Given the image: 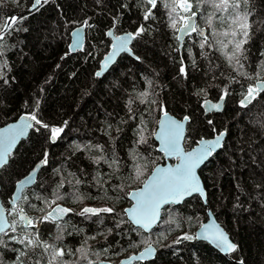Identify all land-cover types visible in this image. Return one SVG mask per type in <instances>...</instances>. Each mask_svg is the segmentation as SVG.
Here are the masks:
<instances>
[{"label":"trees","instance_id":"trees-1","mask_svg":"<svg viewBox=\"0 0 264 264\" xmlns=\"http://www.w3.org/2000/svg\"><path fill=\"white\" fill-rule=\"evenodd\" d=\"M32 2L0 0V24L5 17H26L17 23V30L0 41V126L23 112H35L44 123L63 126L64 131L53 142L48 129L40 125L32 128L0 169L3 203L12 207L9 200L16 181L47 153L48 163L34 186L24 190L18 207L32 217L41 216L44 213L37 209L50 210L44 200H51L54 190L64 194L57 203L71 205L74 212L59 221L63 227L61 246L75 250L87 239L90 260L109 258L113 264L151 243L158 249L156 256L133 264H264V93L247 107L237 104L257 73L264 78V0L251 2L250 10L254 11L250 19L256 23L245 45L247 59L241 61L244 67L240 71L252 75L253 80L234 71L218 46L201 49V38L196 34L184 40L180 53L163 0L149 21L143 20L137 0H49L38 11L29 12ZM117 15L120 19L113 27ZM84 20L92 25L85 26V45L66 56L70 31ZM142 23L148 31L132 44L139 59L124 54L106 74L96 77L98 63L110 46L106 31L135 32ZM198 23L207 29L203 20L198 19ZM215 39L210 37L213 42ZM181 58L186 76L180 73ZM225 88L230 94L225 96L223 111L205 114L203 101L220 98ZM163 108L178 117H190L186 148L223 129L227 130L226 138L223 147L200 169L207 204L193 195L181 204L165 206L160 223L144 232L131 224L124 209L130 204L128 193L141 186L164 158L153 139ZM141 137L146 142L141 143ZM95 145H102L103 151L89 147ZM100 156L105 159L95 163ZM137 168L143 172L138 179ZM76 179L82 183L75 185ZM61 183L63 187L58 188ZM76 189L97 199L73 202L69 194ZM105 193L109 198H99ZM85 205L112 207L114 212L101 218L77 215ZM208 208L238 246L229 255L198 239L175 243L177 237L195 231L206 219ZM38 227L45 240L57 234L56 224L46 222ZM12 235H19V231L0 236L4 241L0 244L2 264L17 261L15 249L23 247L9 239ZM40 251L29 250L20 259L24 264H35L43 259ZM78 255L64 259L74 261Z\"/></svg>","mask_w":264,"mask_h":264},{"label":"snow or ice","instance_id":"snow-or-ice-1","mask_svg":"<svg viewBox=\"0 0 264 264\" xmlns=\"http://www.w3.org/2000/svg\"><path fill=\"white\" fill-rule=\"evenodd\" d=\"M49 0H33L29 12L38 11L43 4H47ZM101 0H97L100 3ZM252 0H163V6L168 9L169 27L174 29L176 32L182 35L175 36V39L183 44L184 37L194 33L201 38L199 47L204 49L205 47L211 49L217 47L218 51H221L222 55L227 60L229 66H233V70L239 75L244 76L245 79L253 80V76L240 71L244 65L241 62L242 58L247 59L245 55L247 49L245 45L248 44L252 37L253 26L256 23L250 18L253 15L254 9L250 10ZM138 6L143 10V20L149 21L155 18L154 10L158 9L161 0H137ZM127 7V5H123ZM26 17H5L3 23L0 24V41H3L5 34H11V31L17 30L16 25ZM119 15L113 17V27L119 22ZM201 19L207 25L208 35H205V29H202L197 20ZM219 24V27L217 26ZM179 25V27H177ZM92 27L88 23V20L83 21V25L76 28L73 33V43L69 45V52L65 53L67 56L70 52L75 51L78 48L83 49V43L81 39V33L84 27ZM221 28L223 29L221 31ZM148 28L142 23L136 29L135 32L126 33L123 36H116L115 43L112 45L113 51H111L102 61L101 68L95 72V76L99 77L103 71L107 69L108 65L114 60L118 52L125 51L131 52L128 47L132 39L143 35ZM107 35L112 36L113 32L109 30ZM210 37H215L213 41ZM264 55V53H262ZM64 57H61L63 59ZM139 59V57H136ZM195 66V61H192ZM264 65V62H262ZM6 66V64H5ZM59 67V65L57 66ZM180 73L187 75L186 67L184 66L183 58H181ZM235 80V77L232 78ZM201 91H205L201 89ZM264 93V78H261L259 73L256 74L254 83L247 85L246 89L242 93V99L239 101L241 107H247L257 97ZM229 91L225 88L223 95L220 96V101L224 100V97L229 95ZM142 96L147 93H141ZM132 101H129L131 104ZM204 105L207 106V111H219L222 107L221 103H212L205 99ZM131 111V109H130ZM21 123L11 124L7 128L0 129V168H3L9 160L11 150L17 143V141L26 135L27 130L33 127L31 122H35V125H40L44 129H48L50 132V140L55 142L60 134L64 131L63 126H51L44 123L42 119L38 118L35 112L30 113L27 116L20 118ZM189 116H184L183 121L172 119L168 116V113L164 112V119L160 121L161 131L159 139L162 142L161 151L168 156H175L180 162L174 167L169 168H156L154 174L148 181L144 182V187L137 189L135 192L128 193L133 198L135 203L127 209H124V214L128 216V220L137 225L140 229L150 230L153 225L157 222L160 217L161 207L165 204H175L184 200L185 197L191 196L193 193H199L201 196L205 195L203 188L201 187L199 178L196 175V168L199 164L208 156H211L217 148L221 147L222 139L226 135V131L217 133L212 140H202L198 142L200 147L191 151H185L181 146L182 140L185 139L184 123L189 121ZM65 125L67 121L64 122ZM209 124L212 121L208 122ZM39 131V128L35 129ZM215 131V130H214ZM141 143L146 142L143 137L140 140ZM95 147L99 151H103L102 145L89 146ZM105 157L100 156L94 159L95 163H99ZM116 162L115 160L113 161ZM48 163L47 153L44 158L36 165L33 170V174H30L24 180L19 182L18 187L30 184L35 179L34 173ZM143 172L140 168L136 170V178L138 179ZM75 176V174H71ZM82 183L79 179L75 180V185ZM63 187V183L58 185V188ZM73 199V202L82 203L87 199H97L92 197L90 194L81 193L76 189L73 193L69 194ZM53 198L51 200L45 199L44 203L49 207V211L45 213L43 207L37 210L44 213L41 216L30 217L28 216L22 207H10L7 210L3 204H0V234L8 235L9 232L17 233L19 235L9 236L10 240L17 241L18 244L22 245V249H15L18 252L17 261L13 264H24V261L20 259L22 256H27L28 251L35 253L36 249H40V257L35 264H104L103 261H93L89 259L90 249L87 246V239L81 244V246L75 250L71 248H65L61 246L63 241V227L59 223L63 217L69 213L74 212V209L64 207L57 201L64 199V194L59 193L58 190H54L52 193ZM13 198V204L16 199ZM27 199V197H23ZM101 199H107V194ZM39 199V197H37ZM53 205H55L53 207ZM36 208V205H30ZM7 211V215L5 212ZM114 208L112 207H94L85 205L80 209L77 215L84 216L85 218H91L97 216L101 218L102 214L113 213ZM9 216L12 217L9 219ZM18 216V219L16 218ZM56 224L57 234L50 236L48 240L42 238L39 231V224L43 223ZM124 222V221H122ZM175 222V221H173ZM119 227V225H117ZM179 227V223H176ZM203 232L199 233L198 236L211 240L218 248L226 253H231L237 250V245L228 237V234L224 229L211 222L201 226ZM32 229V231H28ZM111 232V229H109ZM194 237L185 233L181 237H177L175 243H179L181 240L193 239ZM94 239V237H90ZM51 241V242H49ZM0 244H4L2 238H0ZM6 246V245H5ZM135 246V245H130ZM105 252L108 249L104 250ZM155 249L151 244L144 249L141 253L140 258L143 259L145 254H151ZM74 261L65 260V256H77ZM99 257V253H94ZM129 259H132L131 257ZM2 264V261H0ZM123 264V262H122ZM243 264V262H241Z\"/></svg>","mask_w":264,"mask_h":264},{"label":"water","instance_id":"water-1","mask_svg":"<svg viewBox=\"0 0 264 264\" xmlns=\"http://www.w3.org/2000/svg\"><path fill=\"white\" fill-rule=\"evenodd\" d=\"M30 7H31V6H29V8H30ZM29 8H28V11H29ZM82 25H83V24L77 25V26H75L74 28L71 29V31H70L69 45L73 43V39H74L73 36H72L73 31H74L76 28L81 27ZM201 28H202V29H205V35H207V29H206L205 27H201ZM109 30H111V31L113 32V35H112V36H109V35H108V36L112 39L111 46H110V49L108 50V52L103 56V58H102V60H101V62H100V67L98 68L97 71L100 70V68H101V63H102V61L104 60V58H105V57H106L111 51H113V49H112V45H113V43L116 42V41H115V37H116V36H123V35H125L126 33L133 32V31H131V30H128V31H124V32H122V33H120V34H116V33H114L113 28H110ZM109 30H108V31H109ZM177 35H182V34L177 32ZM85 37H86V27L83 28V32L81 33V39H82L83 47H84V45H85V40H86ZM186 37H187V36L184 37V40L186 39ZM133 40H134V39H132L131 42H130L129 45H128V47L131 49V52H125V51H120V52H118V54L116 55V57L114 58V60H112V62L108 65L107 69H105V70L103 71L102 75L99 76L100 78H101L104 74H106V73L108 72V70H109V69H110V68H111V67L117 62V60H118L119 57L122 55V53H129V54H131L132 56H134L135 58L138 57V56L134 53V51L132 50V47H131V43H132ZM183 42H184V41H183ZM69 45H68V46H69ZM182 48H183V44L180 43V45H179V50L182 51ZM79 50H81V49L77 47V49H76L75 51H72V52H70V53H74V52H77V51H79ZM97 71H96V72H97ZM207 100L211 101L212 103H218V102H219V103H221L222 107H221V109H220L219 111H207V110H206V109H207V106L204 105V101H203L202 106H203V110H204V113H205V114H209V113H219V112H222V111H223V109H224V104H225V97H224V100H223V101H220V98H218V99H216V100H213V99H207ZM165 111L168 113V116H169L170 118L175 119V120H179V121H183V117H184V116H183V117H178L177 115L173 114V113L170 112L169 110H166L165 108H163V109L161 110V112H160V114H159V117H158V121H157L156 127H155V131H154V134H153V139H154V141H155V143H156V149H157V151L160 152V153H162L163 156H164V158H163V160H162L161 162L157 163V164L152 168V170H151L150 173L148 174V176H147V178L145 179V181H148V180L150 179V177L153 176V174H154V170H155L156 168H158V167H159V168H169V167H174L175 165H177V164L180 162L175 156H168V155H166L163 151L160 150L161 147H162V142H161V140L159 139V134H160V131H161V124H160V121L164 119V112H165ZM29 114H30V112H23V113H21V114H20L17 118H15L14 120H12V121H10V122L4 124V125H1V126H0V129L7 128V127H8L9 125H11V124H19V123H21L20 118H21L22 116H27V115H29ZM188 122H189V121H187V122L184 123V133H183V135H184L185 139H186V132H187V124H188ZM31 123L33 124V127H34V126H35V122L33 121V122H31ZM33 127H32V128H33ZM32 128H29V129L27 130L26 135L23 136V137H21V138L17 141V143L15 144V146H14V147L12 148V150H11V154L17 149V147L19 146V144L29 136V134H30ZM222 131H225V129L221 130L220 132H222ZM217 133H219V132H217ZM217 133H215L214 135L209 136V137H202V138L198 139L197 142H196L192 147H190V148H186V147H185V145H184L185 139H184V140H182V142H181V146L184 148L185 151H191V150H193V149H196V148L200 147V144H199L198 142H200V141H202V140H212V139L215 138V136L217 135ZM225 138H226V135H225V136L223 137V139H222V142H221L222 146L219 147V148H217L216 151H215L211 156H208L207 158H205V159L199 164V166L196 168V175H197V177L199 178V181H200L201 187L203 188V191H204V194H205V195L201 196L199 193H193L191 196H193V195H199V196L202 198V200H203V202H204L205 204H207V199H206V198H207V191H206V187H205L204 181H203V179H202V177H201V175H200V169L202 168V166H203V165H204V164H205V163H206V162H207V161H208V160H209V159H210V158H211L216 152H218V151L223 147V143H224V141H225ZM9 160H10V157H9ZM9 160H8V162H9ZM41 160H42V159L36 161V162L34 163V165L30 168V170H29L26 174H24L23 176H21V177L16 181L15 186H14V189H13V192H12V195H11V198H10V200H9V205H10V206H15V207H16L17 204H18V201L20 200V198H21L22 195H23L24 190L27 189V188H31L32 186H34V184L36 183V180H37L38 174H39L40 170L42 169V167H41L40 169H38V170L35 171V173H34L35 179L33 180L32 183L23 186V188L18 187L19 182H20L21 180H24V179H25L26 177H28L30 174H33V170L36 168V165H37ZM173 160H174V161H173ZM0 169H1V168H0ZM145 181H144V182H145ZM144 182L141 184V186H139L138 188L132 189L129 193L135 192L137 189L143 188V187H144ZM191 196H187V197H185L184 200H186L187 198H189V197H191ZM14 197H20V198H19V199H16V200H15V203L13 204V198H14ZM128 199L131 201V203H130V205L126 206L125 209L130 208V207L135 203V201L133 200V198H132L131 196H129V195H128ZM184 200L181 201V202H179V203H175L174 205L181 204L182 202H184ZM0 204H3V205L5 206V209H6V210L8 209L7 206L3 203L2 199H1V196H0ZM59 204H61V205L64 206V207H68V208H70V207H69L67 204H65V203H59ZM168 205H171V204H165V205H163V206L161 207L160 217H159V219L157 220V222L153 225V227H152L150 230H144V229H142L144 232H150L152 229H154V228L160 223L161 218H162V210H163V208H164L165 206H168ZM53 207H54V206H53ZM23 209H24V208H23ZM24 211H25V209H24ZM25 213H26L28 216H30L28 212L25 211ZM5 214L7 215V211L5 212ZM69 214H71V213H69ZM69 214L65 215L63 218H65V217L68 216ZM206 215H207V216H206V219H205V220H204V221H203V222H202V223H201V224L195 229L194 233H191V234L189 233L190 236L194 237V238L191 239V240L198 239V240L206 241V242H208V243H209L214 249H216L218 252H220V253H222V254H224V255H229L230 253H226V252L222 251V250H221L220 248H218L214 243H212L211 240L204 239V238L198 236L199 233L203 232V229H202V227H201L202 225H204V224H209V223H211V222H215L216 224L220 225V226L224 229V231L228 234V237H229V239L231 240V242H233V243L236 244V242L232 239V237H231V235L229 234V232L225 229V227H224V226L221 224V222L217 219V217L215 216L214 212H213L210 208L207 209V211H206ZM126 216H127V215H126ZM30 217H32V216H30ZM127 218H128V216H127ZM131 224H133V223H131ZM133 225H134L135 227H138V226L135 225V224H133ZM0 236H1V234H0ZM181 236H183V235H181ZM181 236H180V237H181ZM151 245H152V247L155 249V251L152 252L151 254H145V257H144L143 259L140 258L141 253L144 252V249H145L148 245L145 246V247H143L142 249H140V250L137 251V252H133V253H131L130 255L124 256L123 258H121V260L119 261V263L122 264V262H123V264H133L134 262H143V261H148V260L153 259V258L156 256V254H157V250H158V249H157V247H156L154 244H151ZM236 245H237V244H236ZM231 253H232V252H231ZM130 257H131L132 259H129ZM101 261H103L104 264H113V263H112L111 261H109V260H101Z\"/></svg>","mask_w":264,"mask_h":264},{"label":"flooded vegetation","instance_id":"flooded-vegetation-1","mask_svg":"<svg viewBox=\"0 0 264 264\" xmlns=\"http://www.w3.org/2000/svg\"><path fill=\"white\" fill-rule=\"evenodd\" d=\"M197 23H198V20H197ZM199 24V23H198ZM199 26H202V25H200L199 24ZM177 27H179V25H177ZM109 30V29H108ZM108 30L106 31V36L107 37H109L108 35H107V32H108ZM116 34H118V33H116ZM120 34V33H119ZM195 34L193 33L192 34V36H194ZM87 36V35H86ZM175 36H177V32H176V34H175ZM188 37V36H187ZM186 37V38H187ZM86 38V37H85ZM110 38V37H109ZM135 39V38H134ZM134 41V40H133ZM133 41H132V43H131V47H132V44H133ZM85 42H86V40H85ZM111 42H112V39L110 38V46H111ZM179 45H180V42H178V49H179ZM110 46H109V49H110ZM108 49V50H109ZM108 50H107V52H108ZM132 50H133V47H132ZM134 51V50H133ZM180 51V50H179ZM106 52V53H107ZM106 53H104L103 55H102V57H101V59H100V61H99V63H98V67L96 68V70H95V72L98 70V68L100 67V62H101V60H102V58H103V56L106 54ZM135 53V52H134ZM180 53H181V51H180ZM124 54H127L128 56H130V57H132V58H135L134 56H132L131 54H129V53H122V55H124ZM121 55V56H122ZM136 59V58H135ZM95 72H94V74H95ZM98 78H100V77H98ZM237 104H239L240 105V103H239V101L237 102Z\"/></svg>","mask_w":264,"mask_h":264},{"label":"rangeland","instance_id":"rangeland-1","mask_svg":"<svg viewBox=\"0 0 264 264\" xmlns=\"http://www.w3.org/2000/svg\"><path fill=\"white\" fill-rule=\"evenodd\" d=\"M71 206V205H70ZM72 207V206H71ZM105 259H109V258H105ZM111 260V259H110Z\"/></svg>","mask_w":264,"mask_h":264}]
</instances>
